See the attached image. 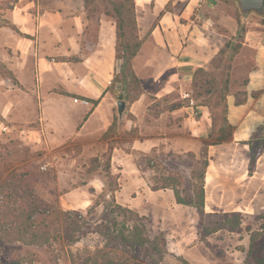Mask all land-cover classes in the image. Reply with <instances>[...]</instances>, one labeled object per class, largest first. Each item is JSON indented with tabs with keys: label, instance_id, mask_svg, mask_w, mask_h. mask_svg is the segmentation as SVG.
Returning <instances> with one entry per match:
<instances>
[{
	"label": "rangeland",
	"instance_id": "rangeland-1",
	"mask_svg": "<svg viewBox=\"0 0 264 264\" xmlns=\"http://www.w3.org/2000/svg\"><path fill=\"white\" fill-rule=\"evenodd\" d=\"M98 4L99 6L95 7L94 13L90 14L88 18L93 27L97 25L101 16L96 12V8L102 9L103 6L110 8L108 3H101L100 1ZM27 5L30 7L25 11L19 12L16 9L17 18L20 15H30L27 16L23 24L37 31V36L39 32L43 31L39 28L47 26L43 20V0H0V24L2 22L11 24V11ZM216 7L214 10L205 12L201 17H198L196 11L193 15V21L199 26L197 36L202 41L209 43L212 52L215 51L210 61L202 68L205 74L196 77L199 80L198 86H202L198 89L200 93L190 88L191 81L182 88V91L189 94L188 99H184L181 96L182 91L179 90L160 98L149 95L146 100L147 107L145 110L144 108L140 110L139 117L125 111L126 118L132 121V124L129 125L130 128L128 127L126 131L125 128L118 126L121 131L117 129L114 131L118 134L114 142L124 149L123 152L131 150L132 141L130 139L132 137H138L140 131L148 134L152 126L156 132H164L171 137L169 140L159 143L147 155L136 153L135 156H132L133 159H129L130 162L124 163V172L121 171L123 167L116 165L112 167V172L119 177V191L115 194L116 202L129 206L139 214L148 217V235L151 239L159 233H162L165 238L167 253L163 258L159 260L154 254H150L151 256L147 255V259L144 258L142 262L140 259L143 258L144 253L140 251L138 261L142 264H244L245 254L242 251L248 247L250 233L259 226V221L255 219V216H242L240 233L222 229L216 234L204 236L199 234L201 232L197 228L198 216L196 217L197 221L187 225V223L194 221V218L187 213L191 212L196 216L197 212L194 208L187 209V211L184 206L177 205L179 208L175 209L171 203L169 204L170 199L173 201L172 195L145 194L144 198L141 196V189L144 190L145 188L143 180L148 185L155 181L158 184L159 179L167 176L179 180L186 193L195 190L199 183L198 177L203 172V162L207 160V146L205 144H215L219 137L218 133L212 132L210 126L211 115L216 120H220L223 116L221 112L223 102L218 109H211L212 107L217 108L215 101L221 96L220 92L225 81V66L220 61L219 52L224 48V44L235 35L237 19L241 14L235 0H218ZM244 18L246 19V34L239 53L230 63L227 86L229 92L225 100L227 101V98L233 99L235 103L240 101L245 103L247 100L245 88L250 72L255 69L256 48L264 30V17L250 14ZM203 25L207 26L206 29H202ZM18 30L16 27L15 30L6 26L0 27V63L9 72L11 71L7 64L16 66L18 60L19 62L22 60L23 51L26 54V46L30 50L35 48V42L27 41L35 39V35L20 33ZM65 31L61 29V34ZM43 35L55 36V32L48 29L47 33H43ZM13 36L23 38L24 42L14 40ZM47 43L49 44L41 48L44 52L48 49V53L51 54L52 50L56 48L55 42L48 40ZM141 44L142 41L140 47ZM80 45L81 51H84L85 46L82 43ZM211 50L208 51L211 52ZM51 57L53 59L63 58L56 54H51ZM118 69L119 66L117 71ZM137 79L143 94L140 80L138 77ZM17 85L18 82L12 72L11 75H8L0 70V152L6 157L14 158L16 154L22 157L27 154L32 161L35 160L38 165H41L42 169L46 168L54 184V194L58 196V208L63 211L89 213L85 220L79 224V226H83L80 231H75L76 226H73L74 236H78L79 232H90L100 222L104 213V202L108 201L106 197H99L103 187L101 180L95 174H87L91 158L102 154L107 148L105 133L100 131L94 136H76L81 118L70 120V118L65 117L64 119H57L60 124H54V117L49 116L54 113L53 110L49 112V110L33 109L30 106L31 99L25 94L22 95L17 90ZM119 86L121 91L122 87L120 84ZM204 90H209L210 94L206 95L201 92ZM260 93L261 91L253 92L251 97L256 99ZM177 101L181 102L183 107L188 108L192 117L199 122V139L193 140L190 131L183 126L182 119L187 117L186 111L181 117H172L169 114V107ZM132 103H127V108ZM108 119L111 123L117 119L116 105H114L112 113L108 114ZM106 122L107 120L104 121V123ZM108 134L106 135L108 136ZM119 152L123 155V152ZM132 160L135 161L139 170H136ZM114 162L121 164V161ZM136 197L137 200H135ZM95 202L98 205H95ZM164 217L166 218L165 221ZM173 220H181L183 225L177 228L173 224ZM161 226L165 230L161 231ZM183 232L184 235H182ZM207 238H210L209 241ZM179 245L181 248H176ZM56 248L52 251L38 250L34 252V255L27 252L26 249H20L16 264H73V262L86 259L89 253L93 254L101 248L106 251L105 253H110L109 256L118 263L133 264L129 258L128 250L109 240L108 237L95 233H88L78 241L71 243L70 246L63 243L62 246ZM147 248H151V245Z\"/></svg>",
	"mask_w": 264,
	"mask_h": 264
},
{
	"label": "crops",
	"instance_id": "crops-1",
	"mask_svg": "<svg viewBox=\"0 0 264 264\" xmlns=\"http://www.w3.org/2000/svg\"><path fill=\"white\" fill-rule=\"evenodd\" d=\"M217 2L218 0H134L138 35L142 44L132 65L144 93L128 108L126 106L125 111L139 117L140 110L147 107L149 95L160 98L173 91H182L192 81L194 72L210 61L215 51L212 52L209 43L197 36L199 26L193 21V15L196 11L198 17L203 16L205 12L217 8ZM43 4V20L47 26H41L39 29L43 30L42 34L39 32L37 36V31L23 24L30 15H20L17 18L16 9L19 12L25 11L30 5L11 11V25L19 29L20 33L35 35V39L27 40L35 42V48L30 50L26 46L27 52L24 54L23 51L22 60H18L16 66L7 64L18 82L17 90L31 99L30 106L33 109L49 112L53 110L54 113L49 116L54 117V124H60L58 120L65 117L70 120L81 118L76 136H94L100 131L107 133L113 123L108 119V114L112 113L120 93L119 84L111 85L119 66L115 58V21L101 15L97 25L93 27L87 18L84 0H43ZM206 27L203 25L202 29ZM48 29L53 30L55 36H44L43 33H47ZM61 29L66 31L61 34ZM262 33L256 48L255 69L250 72L245 88L247 100L240 105H236L233 99L227 98L226 101V119L233 127L230 139L209 145L206 149L208 163L203 177V210L206 214L239 213L248 217L264 211V151L255 161L252 172H249L247 144L255 127L264 122V30ZM13 37L16 41L24 42L21 37ZM48 40L54 41L56 45L51 54L63 58L53 59L48 49L44 52L41 47L49 44ZM81 43L85 46L84 51H81ZM258 91L261 93L253 99L251 93ZM82 101L88 104L85 105ZM125 111L121 122L117 117V124L119 128L126 130L130 128L132 121L126 118ZM184 111L187 113V117L182 119L184 128L190 131L193 140L199 139V122L192 117L188 108L181 107L169 114L181 117ZM153 127L148 134L140 131L138 137L130 139L131 150L123 152L124 149L115 142L111 168L115 165L123 167L121 171L124 172V163L130 162L129 159L136 153L147 155L159 143L171 138L167 133L156 132ZM117 136L116 133L108 136L106 146L108 141H116ZM114 161H121V164H115ZM132 164L139 170L134 160ZM143 182L145 188L141 189L142 198L145 194H167L172 195L175 203L172 190L151 191L152 183L148 185L145 180ZM137 199L136 197L135 200ZM173 201L170 199L169 204L175 209L183 206L174 204ZM184 207L186 210L193 209ZM187 213L194 218L187 225L197 221V216L199 221L198 212L196 216L191 212ZM165 219L164 217V221ZM173 224L180 228L183 221L173 220ZM160 229L165 230L164 227ZM176 248L181 247L179 245Z\"/></svg>",
	"mask_w": 264,
	"mask_h": 264
},
{
	"label": "trees",
	"instance_id": "trees-1",
	"mask_svg": "<svg viewBox=\"0 0 264 264\" xmlns=\"http://www.w3.org/2000/svg\"><path fill=\"white\" fill-rule=\"evenodd\" d=\"M100 1L110 4V8L103 6L99 9L98 7L96 12L114 19L116 27L115 58L120 64L111 85L117 83L122 87L117 97L118 100L132 103L142 94L137 76L132 70V60L141 43L138 37L134 0H84L87 18L94 13ZM245 21L246 19L239 15L235 35L224 44V48L219 52L220 61L225 66V81L220 92L221 96L215 101L217 108L212 107L211 109H218L223 102L221 110L223 116L220 120H216L211 115V130L218 133L219 137L215 144H205L206 146L227 141L232 133L233 127L226 119L225 100L229 92L227 86L230 63L242 47L246 34ZM1 26L15 30L9 22H2ZM0 70L11 75V72L5 70L1 63ZM204 74L202 68L194 72L190 88L197 93H200L198 89L202 86H198L199 80L196 77ZM208 91L201 92L209 95ZM235 104L243 103L240 101ZM181 107L183 104L177 101L169 107L168 111L171 112ZM115 123L117 119H114L109 127L108 136L115 134L116 129L121 131ZM107 133H105V139L108 138ZM114 144V140L108 141L106 150L90 160L87 174H95L101 180L103 187L99 197H106L108 201L104 202V213L100 222L90 232H79L78 236H74V233L83 228L79 224L89 213L60 210L57 206L58 196L54 194V184L46 168L43 170L42 166L38 165L35 160L32 161L27 154L25 157L16 154L14 158L6 157L0 152V248H2L0 264H16L20 249H26L32 255L35 251L42 249L52 251L62 246L63 243L70 246L71 243L78 241L88 233L108 237L109 240L128 250L133 264H142L144 258L147 259V255L151 256L150 254H154L159 260L163 258L167 253L163 234L159 233L151 239L148 235L147 216L140 215L137 211L116 202L115 194L119 190V177L112 172L111 168ZM247 144L249 145V172H252L255 161L264 151V122L255 127ZM207 163V160L203 162V172L198 177V187L191 193H186L181 187V182L172 176L159 179L158 184L155 181L150 189L151 191L170 189L173 191L176 204L194 208L199 215L197 225L198 231L201 232L199 234L208 236L222 229L240 233L242 216L239 213L206 214L203 210V177ZM255 219L259 221V226L250 233L248 247L242 251L245 254L244 264H264V211L255 215ZM73 226H76L75 231H72ZM149 245L151 248H147ZM140 251L144 253L141 259L138 256ZM105 252L103 248L98 249L93 254L89 253L86 259L73 262V264H126L118 263L109 256L110 253ZM139 259L142 262H139Z\"/></svg>",
	"mask_w": 264,
	"mask_h": 264
},
{
	"label": "water",
	"instance_id": "water-1",
	"mask_svg": "<svg viewBox=\"0 0 264 264\" xmlns=\"http://www.w3.org/2000/svg\"><path fill=\"white\" fill-rule=\"evenodd\" d=\"M238 5L241 16L247 17L250 14H256L264 17V0H235ZM127 102L118 100L116 102V114L119 122H121Z\"/></svg>",
	"mask_w": 264,
	"mask_h": 264
},
{
	"label": "built area",
	"instance_id": "built-area-1",
	"mask_svg": "<svg viewBox=\"0 0 264 264\" xmlns=\"http://www.w3.org/2000/svg\"><path fill=\"white\" fill-rule=\"evenodd\" d=\"M181 96L184 98V99H188L189 98V94L186 93L185 91H182L181 92ZM83 104H88L86 101H82Z\"/></svg>",
	"mask_w": 264,
	"mask_h": 264
}]
</instances>
